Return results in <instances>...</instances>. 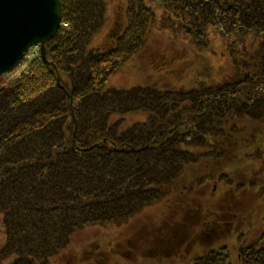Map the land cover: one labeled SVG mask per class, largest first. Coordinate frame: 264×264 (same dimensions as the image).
Returning a JSON list of instances; mask_svg holds the SVG:
<instances>
[{
    "label": "trees",
    "instance_id": "1",
    "mask_svg": "<svg viewBox=\"0 0 264 264\" xmlns=\"http://www.w3.org/2000/svg\"><path fill=\"white\" fill-rule=\"evenodd\" d=\"M61 1L64 22L70 27L61 28L46 50L56 68L45 64L41 56L31 62L23 79L0 77V124L6 129L0 133V229L4 235L0 264L8 257H14L12 264L57 262L56 257L67 250L75 227L82 222L127 221L171 195L183 176L197 174V180H202L207 168L212 173L214 163L218 164L215 161L229 155L226 149L235 152L243 145V69L264 85V51H252V20L242 19L239 12L227 10L223 3L219 4L221 12L247 26L243 35L236 36V46L220 33L224 56L231 63L228 73H223V82L213 76L211 63L207 65L202 59L204 71L196 74L187 88L168 91V95L153 88L149 93H119L107 80L147 38L151 23L155 24L153 8L151 22L140 15L148 0H127V27L113 36L117 41L109 49L91 43L105 21L104 0ZM156 1L164 11L167 6H182L199 20L214 4V0L194 4L192 10L188 0ZM252 1L247 0L244 8L249 12L256 8L264 14V0ZM138 6L141 11L137 12L134 7ZM55 71L65 79L62 84H58ZM229 90L238 95L228 98ZM193 92L198 98L190 97ZM45 93L52 101L44 105L38 96ZM218 96H224L226 104L213 100L207 112L196 110L204 97L211 100ZM38 105L45 112H39L31 122L32 110ZM142 113L145 119L125 125L128 117ZM46 114L51 117L43 124ZM55 123L50 143L41 144L43 137L35 142L25 139V133L36 134L44 126L50 130ZM27 129L35 131L29 134ZM202 159L209 166L193 170ZM62 160H66V176L49 178L47 183V176L56 173L55 163ZM32 165H36L35 170L30 169ZM24 169L30 175L26 179L21 175ZM24 181L32 187L28 183L23 187ZM247 253L251 264H264V237L252 241Z\"/></svg>",
    "mask_w": 264,
    "mask_h": 264
},
{
    "label": "rangeland",
    "instance_id": "2",
    "mask_svg": "<svg viewBox=\"0 0 264 264\" xmlns=\"http://www.w3.org/2000/svg\"><path fill=\"white\" fill-rule=\"evenodd\" d=\"M59 1L62 22L58 32L46 42L44 52L40 45L31 46L18 66L3 75L8 76L9 81L23 79L31 69V62L41 56L45 64L56 68L53 61L48 59L47 44L57 39L61 28L70 27L64 22L63 4L61 0ZM210 1L188 0V3L193 10L194 4L204 5ZM246 1L214 0L213 6L209 8L211 10H207L200 20L192 14L189 15L188 9L183 11L182 6L179 8H174L175 5L167 6L168 9L164 11L156 0L146 1L148 7L145 6L142 11L140 6L134 7L137 12L138 9L141 11V17L149 20L153 8L156 15L155 24L151 23L148 27V34L145 35L147 38L141 41L140 47L130 51L126 62L122 61L120 69L113 71L107 80L108 84L126 95L133 90L132 93L145 91L149 93L152 91L151 88L168 95V91L178 90L180 87L187 88L192 84L196 74L204 71L202 59L207 65L211 63L215 70L212 72L213 76L219 77L218 79L223 82L225 76L223 73H228L231 63L224 56L226 50L222 46L220 33L236 46L235 43L238 41L236 36L239 33L243 35L247 26L240 25L241 22L232 20L227 13L221 12L219 4L224 3L227 10L239 12L242 19L252 20L253 24L249 27L250 41L255 44L252 45L255 46L252 51L256 53L264 51L263 11H256V8L254 12L247 11L244 8L245 5L247 8ZM252 2L259 3L258 0ZM103 5L106 7L105 21L91 43L101 49H109L114 47L117 41L113 36L121 34L127 27L126 12L129 8L127 0H104ZM215 5L218 8H215ZM213 14L219 18L211 17ZM136 50H139L138 53ZM222 65L224 67H221ZM55 73L58 84H62L65 79L58 71ZM242 80L240 84H243V145L235 152L234 149H226L229 155L215 161L218 164L214 163L213 175L211 169L207 168L202 180L201 178L197 180V174L183 176V179L175 184L180 186V189L174 186L171 195L164 196L163 200L145 207L127 221L98 224L82 222V225L75 227L73 241L67 250L56 257L57 262L53 259L49 263L251 264L248 257L243 256L240 247H243L245 241L250 243L256 238L261 240L264 237V85L255 82L245 69ZM229 91L231 93L227 94L228 98L238 95ZM191 95L192 98L196 96L194 92ZM49 96L45 93L41 98L38 96V100L45 105L52 101ZM223 97L218 96L211 100L210 97H204L195 108L197 111L207 112L214 105L213 100L220 101V105L226 104L228 100H224ZM39 112H45L41 105H38L37 109L33 108L34 116L31 122L36 121ZM49 117L51 116L45 115L43 124L48 123ZM139 119H145L143 113L128 117L125 125L129 126ZM57 124L55 123L50 130L44 126L39 131L41 134L36 133L38 135L30 134V131L34 133L35 130L27 129L30 135L25 133V139H28L27 142H35L43 137L41 144H48L53 139L51 135L54 133L51 131L55 130ZM4 130L6 129L3 124H0V133ZM219 149L223 152V148ZM65 161L55 163L56 173L47 176V183L49 178L60 180L66 176ZM205 163H207L205 159L200 160L193 170L209 166ZM30 169L35 170L36 165H32ZM21 175L25 179L30 176L25 169ZM27 183L24 181L23 187L27 186ZM33 183L39 186L36 182ZM28 185L32 187L31 183ZM186 190L191 194H185ZM3 241L4 235L1 230L0 243ZM13 259L14 257H8L4 263L12 264Z\"/></svg>",
    "mask_w": 264,
    "mask_h": 264
},
{
    "label": "water",
    "instance_id": "3",
    "mask_svg": "<svg viewBox=\"0 0 264 264\" xmlns=\"http://www.w3.org/2000/svg\"><path fill=\"white\" fill-rule=\"evenodd\" d=\"M62 22L59 0H0V76L18 65L29 48L45 44Z\"/></svg>",
    "mask_w": 264,
    "mask_h": 264
},
{
    "label": "flooded vegetation",
    "instance_id": "4",
    "mask_svg": "<svg viewBox=\"0 0 264 264\" xmlns=\"http://www.w3.org/2000/svg\"><path fill=\"white\" fill-rule=\"evenodd\" d=\"M247 245V241H245L244 243H243V248H241L240 250H243V256H247L248 257V259H250L249 258V255H247L248 253H247V249L248 248H250V246H246ZM243 261H244V258H243Z\"/></svg>",
    "mask_w": 264,
    "mask_h": 264
}]
</instances>
